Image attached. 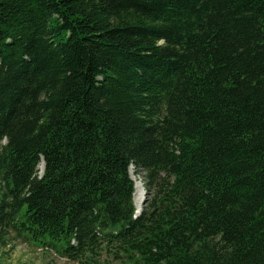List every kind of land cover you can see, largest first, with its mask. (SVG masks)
<instances>
[{
  "label": "trees",
  "instance_id": "16d2710c",
  "mask_svg": "<svg viewBox=\"0 0 264 264\" xmlns=\"http://www.w3.org/2000/svg\"><path fill=\"white\" fill-rule=\"evenodd\" d=\"M10 234L80 264H264V0H0Z\"/></svg>",
  "mask_w": 264,
  "mask_h": 264
},
{
  "label": "rangeland",
  "instance_id": "374dc122",
  "mask_svg": "<svg viewBox=\"0 0 264 264\" xmlns=\"http://www.w3.org/2000/svg\"><path fill=\"white\" fill-rule=\"evenodd\" d=\"M42 169V167H41ZM134 182V196L137 188L142 190L144 201L148 197V192L144 185V175L135 174ZM145 192V194H143ZM135 204V201H134ZM136 207V206H135ZM144 209V205L143 208ZM6 246L0 250V256L3 264H80L79 262H72L67 259L61 258L53 252H46L37 246L26 243L17 239L14 234H10L7 239ZM101 264H129L125 259L113 254H103Z\"/></svg>",
  "mask_w": 264,
  "mask_h": 264
},
{
  "label": "bare ground",
  "instance_id": "6f19581e",
  "mask_svg": "<svg viewBox=\"0 0 264 264\" xmlns=\"http://www.w3.org/2000/svg\"><path fill=\"white\" fill-rule=\"evenodd\" d=\"M129 172H130L131 178L133 179L135 176L134 168L130 167ZM134 201H135L136 210L142 211L143 203H144V196L142 195V190L139 187L137 188L135 192Z\"/></svg>",
  "mask_w": 264,
  "mask_h": 264
},
{
  "label": "water",
  "instance_id": "95a60500",
  "mask_svg": "<svg viewBox=\"0 0 264 264\" xmlns=\"http://www.w3.org/2000/svg\"><path fill=\"white\" fill-rule=\"evenodd\" d=\"M45 166V164H43V167ZM140 214V212L139 211H137V214H136V216H138Z\"/></svg>",
  "mask_w": 264,
  "mask_h": 264
}]
</instances>
